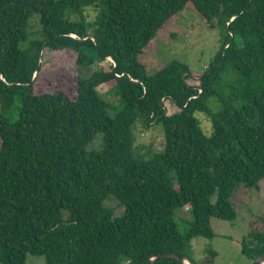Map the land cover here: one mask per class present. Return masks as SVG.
Masks as SVG:
<instances>
[{
    "label": "trees",
    "instance_id": "16d2710c",
    "mask_svg": "<svg viewBox=\"0 0 264 264\" xmlns=\"http://www.w3.org/2000/svg\"><path fill=\"white\" fill-rule=\"evenodd\" d=\"M185 9L224 30L219 50L199 75L176 60L147 75L141 54ZM58 53L76 70L72 98L33 90ZM137 121L160 125V151L137 143ZM262 179L264 0H0V264L27 255L145 264L169 252L213 264L209 248L192 258L191 241L214 238L212 218L233 223L230 197ZM185 207L192 222L181 234L175 212ZM240 251L250 261L264 254V231L249 233Z\"/></svg>",
    "mask_w": 264,
    "mask_h": 264
},
{
    "label": "rangeland",
    "instance_id": "374dc122",
    "mask_svg": "<svg viewBox=\"0 0 264 264\" xmlns=\"http://www.w3.org/2000/svg\"><path fill=\"white\" fill-rule=\"evenodd\" d=\"M93 13L90 11V16ZM36 22H30V32L36 30ZM225 32L221 27L214 29L207 28L202 19L189 11L183 10L175 19L168 21L157 33L155 40L145 48L140 56V62L147 75H152L161 69L168 62L176 60L184 63L193 75H199L206 70L210 61L220 48L221 38ZM47 59V58H46ZM110 60L101 63V66L108 68ZM43 70L36 75L33 84L35 94L43 92H53L62 90L69 97H74L76 91V70L66 53L51 55L47 59V64L43 65ZM233 73L232 71H230ZM227 79H237V76L226 75ZM191 84L195 80L189 81ZM107 85L98 87V91L108 100L116 103L110 95L104 94L108 91ZM213 100H210V103ZM116 107L113 103H111ZM118 106L115 108L117 109ZM114 109V110H115ZM113 115V112H109ZM11 119L13 116H8ZM200 121L201 128L206 134H210V123L201 113L195 114ZM135 133L137 143L144 146H151L154 152L163 148V134L160 125L155 122H147L145 125L137 121ZM94 142L97 147L100 143V135ZM213 196L211 202H215ZM236 219L233 223L217 220H210L211 229L215 236L211 240L195 238L191 241L192 258L200 262L205 255L207 248L216 252L213 264H251V261L241 254L240 243L249 233H262L264 231V179H262L257 189L247 188L240 184L230 197ZM107 207L114 210L115 215L122 213V208L110 199L106 201ZM188 207L175 212V222L181 234L188 231L192 217L187 212ZM24 264H45L42 256L27 255ZM120 264H125L121 262Z\"/></svg>",
    "mask_w": 264,
    "mask_h": 264
},
{
    "label": "water",
    "instance_id": "95a60500",
    "mask_svg": "<svg viewBox=\"0 0 264 264\" xmlns=\"http://www.w3.org/2000/svg\"><path fill=\"white\" fill-rule=\"evenodd\" d=\"M231 38H232V34H231ZM41 58H40V62H39V66L41 65ZM35 78V77H34ZM160 258H171V259H175L177 261H179L181 264H190L188 262V260L184 257V256H180L176 253H164V254H159L154 256L153 258H151L147 263L145 264H153L156 260L160 259ZM251 264H264V254L260 255L259 257L253 259L251 261Z\"/></svg>",
    "mask_w": 264,
    "mask_h": 264
}]
</instances>
